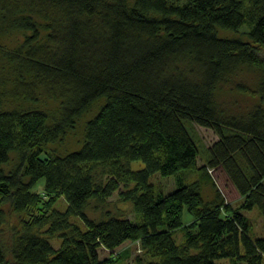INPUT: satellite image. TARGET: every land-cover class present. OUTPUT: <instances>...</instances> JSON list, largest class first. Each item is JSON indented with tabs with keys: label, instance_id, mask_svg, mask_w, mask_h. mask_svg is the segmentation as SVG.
Instances as JSON below:
<instances>
[{
	"label": "trees",
	"instance_id": "trees-1",
	"mask_svg": "<svg viewBox=\"0 0 264 264\" xmlns=\"http://www.w3.org/2000/svg\"><path fill=\"white\" fill-rule=\"evenodd\" d=\"M243 27L249 41L220 36ZM13 31L29 33L2 56L13 97L38 104L46 94L59 111L0 112V264H130V249L118 251L126 242L143 253L133 264H264V238L250 237L243 213L256 208L264 219V0H0V36ZM240 97L257 102L241 110ZM102 99L78 150L49 151ZM188 122L219 136L207 165H198ZM11 153L18 163L7 172ZM99 166L110 170L106 183L93 174ZM209 168L225 171L243 200L238 210L219 192L204 199ZM180 172L200 179L157 196L151 176ZM121 184L119 199L141 222L89 218L90 201L105 202ZM11 217L18 228L6 245Z\"/></svg>",
	"mask_w": 264,
	"mask_h": 264
},
{
	"label": "rangeland",
	"instance_id": "rangeland-1",
	"mask_svg": "<svg viewBox=\"0 0 264 264\" xmlns=\"http://www.w3.org/2000/svg\"><path fill=\"white\" fill-rule=\"evenodd\" d=\"M175 1L179 4H186L188 2V0ZM246 32H248V28L243 27L238 32H220V36L249 41ZM26 35H29V33H26L24 31H13L0 36V98H2L0 102L2 104L0 105V112H26L33 110H42L49 113L51 117L56 118L57 112L59 111V104L51 99L50 96L48 97V95L44 94L43 99L38 104H32L16 101L15 96L13 97V92H11L14 82L12 80H14V78L11 77L10 67L8 64H6V59L4 57L3 59L2 56H4V53L6 51L17 49L23 43ZM259 55L264 58V48H259ZM4 81L7 82L4 83ZM226 95L227 94H224L223 98L227 100L228 97ZM239 99L242 101L240 103L241 110H246L247 107L252 105V102H257V100L243 99L241 97ZM103 105L104 99L96 102L93 105L92 109H90L87 113L76 120L75 128L72 131H69L68 135L64 139H61L55 143H51L47 146L49 151L53 152L55 155L64 156L70 152L78 150L81 147L84 139L86 123L97 115L98 111ZM237 107H239V105H237ZM186 124L189 133L191 134L199 149L198 165H207L209 160V150L213 146V144L219 140V136L212 129L202 127L194 122H188ZM41 157L47 158V155L43 153ZM17 163V155L15 153H11L10 163L5 166V170L7 172L10 171L17 165ZM130 168L133 171H139L144 168V164L142 162H132L130 164ZM109 171L110 170L108 168L99 166L94 169L93 174L96 176L97 181L106 183L112 177V175L109 174ZM208 171L211 183L207 182L203 184L204 199L206 201H210L217 197L219 192L224 199L225 204H229L233 207V209L238 210L242 205L243 200L225 171L222 168H209ZM198 176L194 173L180 172L177 175L164 177L160 173H156L151 176L149 182L154 186L156 195L162 196L169 195L175 192L178 189L179 180H183L185 184H189L192 181L199 180L200 178H198ZM44 183L45 179H41V181H39L38 185L36 186L35 191L42 192ZM124 190H126L124 184H121L119 190L113 193V195L105 202L101 203L97 200L90 201L89 206L86 209L87 216L97 221L104 219L107 215L122 216L127 217L133 221L141 222V217L139 215H137L138 217L136 216L133 205L131 203L122 202L119 199V192ZM55 207L60 211H64L67 208V204L64 199L60 198ZM243 213L250 221V237L253 239L264 238V219L260 212L255 208L250 211H244ZM17 220L18 219L16 217L8 218L6 225L2 229L3 233L1 238L3 240H8L6 245L11 244L12 233L18 228ZM193 220L194 219L192 218V216L185 209L183 214L184 226H188L193 222ZM73 222L80 225L81 227H84L83 223L78 219H73ZM184 233V230H177L173 234L174 240L178 244L182 243V241L184 240ZM50 242L55 249L60 248L61 239H50ZM139 248L140 247H138V245H135L131 242H126L122 247L118 249V251L130 249L131 257L129 258L128 263L133 264L134 257L136 255L143 254L141 253ZM108 255L109 253L100 250L101 258H106ZM216 264L246 263L238 258H223L216 260Z\"/></svg>",
	"mask_w": 264,
	"mask_h": 264
}]
</instances>
